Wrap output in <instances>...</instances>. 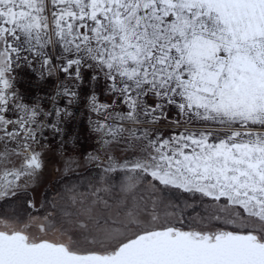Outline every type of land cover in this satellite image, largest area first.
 <instances>
[{"label":"snow or ice","instance_id":"obj_1","mask_svg":"<svg viewBox=\"0 0 264 264\" xmlns=\"http://www.w3.org/2000/svg\"><path fill=\"white\" fill-rule=\"evenodd\" d=\"M0 264H264V0H0Z\"/></svg>","mask_w":264,"mask_h":264},{"label":"rangeland","instance_id":"obj_2","mask_svg":"<svg viewBox=\"0 0 264 264\" xmlns=\"http://www.w3.org/2000/svg\"><path fill=\"white\" fill-rule=\"evenodd\" d=\"M57 167L58 164L56 162H52L49 165H47L43 179L45 180L51 179V182L54 183V181L58 179V173L55 171Z\"/></svg>","mask_w":264,"mask_h":264},{"label":"trees","instance_id":"obj_3","mask_svg":"<svg viewBox=\"0 0 264 264\" xmlns=\"http://www.w3.org/2000/svg\"><path fill=\"white\" fill-rule=\"evenodd\" d=\"M57 181V180H56ZM56 181H54V183H56Z\"/></svg>","mask_w":264,"mask_h":264}]
</instances>
